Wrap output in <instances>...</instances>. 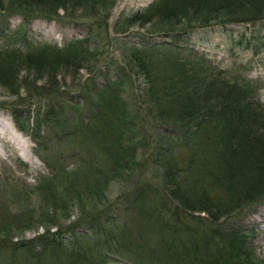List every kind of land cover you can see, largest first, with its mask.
<instances>
[{
  "label": "trees",
  "instance_id": "obj_1",
  "mask_svg": "<svg viewBox=\"0 0 264 264\" xmlns=\"http://www.w3.org/2000/svg\"><path fill=\"white\" fill-rule=\"evenodd\" d=\"M113 4L114 0H0L3 13L20 15L22 20L5 37H20L29 46L0 48V88L17 95V102L21 100L17 104L34 94L56 96L58 69L77 72L89 67L88 63L98 61L104 44L112 40L107 19ZM263 18L264 0H153L146 8L116 20L111 29L124 34L136 26L147 34L166 38L199 28L253 23ZM33 19L83 26L85 39H71L59 47L46 42L31 45L26 34ZM89 39L91 44H87ZM120 60L122 73L115 80L132 75L144 83L136 94L135 117L130 115L126 120L131 125L136 119L146 132L151 146L150 167L159 178L158 182L140 185L141 195L146 187L153 191L146 206V223L150 229H169L173 235L186 231L219 238L229 244L231 264H249L251 255L240 239L243 230L224 227L223 223L244 207L264 204V105L254 97L253 88L228 80L205 54L184 44L138 39L137 43L125 44ZM29 71L34 73L31 80L27 79ZM37 80L41 83L37 84ZM20 88L27 97H18ZM102 100L95 107L96 121L89 123L87 133L94 130L97 144H113L115 154L122 159L124 152L116 144L120 135H115L114 129L125 120L118 122L107 109L115 107L111 99ZM10 110L18 130H30L37 139L40 119L34 118L29 126L30 111L19 107ZM78 130L79 126L72 125L67 135H78ZM46 189H42L45 195ZM47 194L51 196L44 197L55 200L52 193ZM91 218L86 221L87 229L93 230L95 237H103L101 242L93 241V245L105 244L113 252L127 255L128 240L113 223L118 217L112 220L108 215L106 223L97 218L95 224ZM59 228L62 227L57 225ZM85 234L81 237L89 241ZM57 235L47 228L34 241H1V256L9 253L8 258L15 257L16 250H27L36 241L41 247L37 258L49 251L54 264H78L79 252L88 253L91 249L76 247L73 252H53L51 248L62 244L52 238ZM158 241L164 244L165 255L172 254L171 244L162 237ZM90 260L86 256V261Z\"/></svg>",
  "mask_w": 264,
  "mask_h": 264
},
{
  "label": "rangeland",
  "instance_id": "obj_2",
  "mask_svg": "<svg viewBox=\"0 0 264 264\" xmlns=\"http://www.w3.org/2000/svg\"><path fill=\"white\" fill-rule=\"evenodd\" d=\"M152 1L114 0L107 19L112 40L104 44L98 61L88 63L89 67L77 72L59 68L56 77L59 92L53 98L36 97L32 91L34 96L28 99L20 88L18 97L25 100L17 104L21 102H17V95L0 88V243L34 241L48 228L49 232L58 233L52 238L62 243L51 248L53 252L91 248L88 253L79 252L78 264H231L229 244L219 238L186 231L173 235L169 229H150L146 223V206L153 191L146 187L141 195L140 185L158 182L159 178L150 167L151 146L146 132L140 129L136 119L131 125L126 120L127 116L135 117L136 94L144 83L132 75L119 81L115 79L122 73L119 68L123 65L120 59L125 44L137 43L138 39L149 43L165 40L205 54L228 80L253 88L254 97L264 105V18L253 23L199 28L168 38L147 34L144 28L136 26L124 34L112 31L116 20L146 8ZM21 21L20 15H8L0 10V48L29 47L20 37L9 40L5 37ZM27 31L31 45L46 42L59 47L71 39L85 37L83 26L44 19L30 21ZM91 42L87 40V44ZM27 73V79L31 80L34 73ZM102 99H111L115 104L107 109L118 122L125 120L114 129L115 135H120L116 144L124 152L122 159L115 154L113 144H97L94 130L87 133L89 123L96 121L93 113ZM12 107L30 111L29 126L34 118L40 119L36 128L38 140L30 130H18ZM72 125L79 126L78 135H67ZM113 140L114 136L112 143ZM44 188L55 200L46 198L51 195L46 190L45 195ZM108 215L112 220L118 217L113 223L128 240L127 255L113 252L105 244L93 245V241L103 237H95L94 231L87 229L86 221L92 217V224L97 218L106 223ZM198 215L205 217L203 213ZM57 225L62 228L56 229ZM229 225L243 230L240 239L251 255L249 264H264V204L234 212L223 223L224 227ZM83 232L89 241L81 237ZM160 237L172 245V254H164V244L158 241ZM238 245L241 244H235ZM40 249L35 241L27 250H16L15 257L8 258L9 253L1 256L0 252V264H54L49 251L37 258ZM86 256L91 260L86 261Z\"/></svg>",
  "mask_w": 264,
  "mask_h": 264
}]
</instances>
